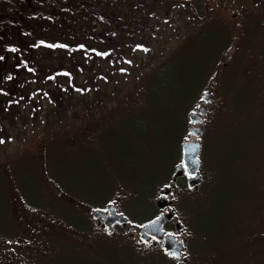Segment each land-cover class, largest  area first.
I'll return each mask as SVG.
<instances>
[{
	"label": "rangeland",
	"instance_id": "374dc122",
	"mask_svg": "<svg viewBox=\"0 0 264 264\" xmlns=\"http://www.w3.org/2000/svg\"><path fill=\"white\" fill-rule=\"evenodd\" d=\"M154 1L162 26L109 81L0 117V264H178L126 231L107 236L91 211L116 204L136 229L168 211L157 200L201 106L203 183L180 178L170 197L184 264H264V0Z\"/></svg>",
	"mask_w": 264,
	"mask_h": 264
},
{
	"label": "trees",
	"instance_id": "16d2710c",
	"mask_svg": "<svg viewBox=\"0 0 264 264\" xmlns=\"http://www.w3.org/2000/svg\"><path fill=\"white\" fill-rule=\"evenodd\" d=\"M45 2L46 0H39L38 7L32 5L31 9H47L48 7L44 6ZM75 3L76 0H73V4ZM0 4H2L0 9L6 8L5 4L2 2ZM75 5L70 7L68 3L53 6L52 9L57 12L68 13L59 14L57 20L54 17L56 27L47 30L48 32L53 30L49 38L53 44H13L29 43L32 38L28 36V33L22 35V32H18L16 28L10 31L9 25L6 26L0 21V56L3 57L0 59V88L5 89V92L0 93V117L9 119L8 122H10V116H21V109L30 100L39 101L44 105V101L50 102L53 107L54 103H58L59 100L64 102L68 97L84 99L91 94L93 89L90 87L91 84L109 81L110 77H113L111 65H114L120 58L118 55H122L130 44H123L127 40L122 38L110 42L106 37L107 33L95 27L97 16L89 15L86 23L80 18L76 20ZM21 8L20 4L10 7L16 17ZM88 8L90 10L91 6ZM108 8L112 7L109 6L106 9ZM25 9L29 8L25 7ZM38 24L40 28L36 32L28 31L34 33L36 37L39 36L38 33H42L41 27L44 28L48 22L42 21L41 17ZM62 43H66L68 47H63ZM9 44L14 45L16 50L12 51L8 48ZM79 44L85 47H76ZM101 52H108V55H100ZM9 75L11 79L6 78ZM96 76L99 78L97 79ZM71 86L76 89L73 90ZM30 96L33 99L28 98Z\"/></svg>",
	"mask_w": 264,
	"mask_h": 264
},
{
	"label": "flooded vegetation",
	"instance_id": "af4514ba",
	"mask_svg": "<svg viewBox=\"0 0 264 264\" xmlns=\"http://www.w3.org/2000/svg\"><path fill=\"white\" fill-rule=\"evenodd\" d=\"M38 1L39 0H3V1L0 0V2L6 5V8L0 9V21L6 24V26L9 25L10 31L12 30V28H16L18 32L19 31L22 32V35L28 33V36L32 38V41L29 43L17 42L13 44H41L40 43L41 40L46 42L44 44H51V43L53 44L52 40L51 39L49 40L53 30L51 32L48 31L49 28L56 27V22H54V17L57 20L59 18V14L63 15V12L64 14H68L65 11L57 12L55 9H52L55 4L66 5L70 3V7L71 5L76 4L75 8L77 9L74 12V14L76 15V20H79L80 18L81 21L85 23L87 22V18L89 15L97 16L98 18L96 19L97 23L95 27L97 29H100V31L101 30L105 31L107 33L106 37L109 39L110 42H115L116 39L122 38L124 40H127L123 44H148L152 40V34L156 31V29L152 31L153 30L152 25L155 24V25H159V27L162 26V22L161 23L159 22L160 19L159 10L154 9L157 7L154 0H76L75 4H73V0H46L45 2L46 5L44 6L48 7L47 9H31L32 5L38 7ZM159 1L161 2V0ZM84 3H86V5ZM18 4H20L22 8L18 11L19 14L16 17L13 15L12 9H10V7L14 5L16 6ZM88 6H91L90 10ZM109 6L112 8L106 9ZM25 7L29 9H25ZM41 17H42V21H47L48 24H45L44 28L41 27L42 33H38L39 36L36 37L34 33H29L28 31L36 32L40 28L38 22L41 19ZM112 32L119 33V37L117 38V35ZM62 44H66V43H62ZM214 87L215 85H212V88ZM212 100H213V96L208 103H205V105L209 104ZM202 107L204 106H201L200 108ZM207 114H208V108L206 113L204 115H201L202 122L199 123V122L190 121L191 124L190 129L202 128V132L200 136H194L190 133L191 139L189 140V142H199L201 144L199 139L203 134L204 124ZM200 170L198 172L199 175H201ZM180 178H183L184 179L183 183L187 185L189 177L185 173L182 176L177 177L176 179L174 173L169 184L170 186L165 189V190L169 189V193L168 194L163 193L159 197V199L162 197L167 198L168 201H171V204L163 208H159V207L158 208L160 210H168L164 212L160 217L168 214L172 215L171 218H166L164 222L163 231L165 236H174L177 242H181V246H182V249L180 251V255H181L180 258H176L174 256H169V258L174 259L178 264H184L185 258L187 259V257H185L187 253L186 244H185L187 238L186 233H184L183 224L177 220V217L173 212L169 211L170 208L175 204L174 200L171 199L170 197L172 194H176V192L178 191ZM202 183H203V179H202ZM187 189L190 191H195L199 188L189 189L187 187ZM111 207H114L116 213L121 215V213L117 211L116 204L110 205L107 208V210L104 212L98 210L91 211V212H100L101 215L99 219L91 218L96 229L100 230L101 232H105L107 236H112L117 229L121 230V232L126 231V234L130 237V239L134 242L136 246L150 250L154 247H159V249L163 251L162 246H160L155 240H152L148 245H146L145 243H139L138 240L140 237V230L146 225L136 229L131 224H129V222H127V225L115 223L112 226V232L108 233L107 229L104 227L105 221L108 218L107 217L103 218L102 216L108 215L109 209ZM167 222H170L171 225L167 226ZM169 227L170 228L172 227L174 231L172 232ZM165 255L168 256V254ZM14 257H16V255H14Z\"/></svg>",
	"mask_w": 264,
	"mask_h": 264
},
{
	"label": "water",
	"instance_id": "95a60500",
	"mask_svg": "<svg viewBox=\"0 0 264 264\" xmlns=\"http://www.w3.org/2000/svg\"><path fill=\"white\" fill-rule=\"evenodd\" d=\"M204 101L209 102L212 98V95L210 92H207L203 95ZM206 108H201L200 113L196 114H190L189 119L193 122H202L201 115H204L206 113ZM202 132V128L199 129H191L190 133L194 136H200ZM183 157H182V165L178 166L176 168V174L175 179L179 176H182L184 173L189 177L188 179V187L190 189H196L201 184V176L198 173L201 163L199 160V154L201 145L199 142H184L183 146ZM174 179V182H175ZM164 193L168 194L169 189L165 190ZM171 204V201H168L167 198L162 197L158 199L157 206L159 208H163L167 205ZM93 219H99L100 218V212H92L91 214ZM172 215H165L162 217H159L155 219L150 224L146 225L140 230V237H139V243H145L146 245L150 244L152 240H155L160 246H162V249L164 253L169 255V252H174L176 255L174 257L180 258V251L182 249L181 242H177L174 236H165L163 231V225L166 220V218H171ZM103 218H108L105 221L104 227L107 229L108 233L112 232V226L115 223H119L122 225H127L128 220L123 216L116 213L115 208L111 207L109 209L108 215H103Z\"/></svg>",
	"mask_w": 264,
	"mask_h": 264
},
{
	"label": "snow or ice",
	"instance_id": "6c2138e0",
	"mask_svg": "<svg viewBox=\"0 0 264 264\" xmlns=\"http://www.w3.org/2000/svg\"><path fill=\"white\" fill-rule=\"evenodd\" d=\"M40 43H41V44H44V43H46V42L43 41V40H41ZM52 46H55V45H52ZM62 46H63V47H68L67 44H64V45H62ZM76 47L83 48V47H85V45H83V44H79V45H76ZM136 47H137V48H144L145 46H144L143 44H137ZM8 48H10L12 51H15V50H16L15 46H14V45H11V44L8 45ZM93 51H95V49H93ZM109 51H111V50H109ZM100 55H105V56H106V55H108V52H101ZM0 59H3V57L0 56ZM128 63H131V61H128ZM17 66H19V65H17ZM122 70H123V69H122ZM67 74L70 75V73H67ZM6 78H7V79H11L12 77L9 75V76L6 77ZM79 90H80V91H83L84 89H79ZM3 92H5V89H4V88H0V93H3ZM8 103H11V101H8ZM2 140H3V137H0V142H2ZM169 255L175 256L176 253H174V252H169Z\"/></svg>",
	"mask_w": 264,
	"mask_h": 264
}]
</instances>
